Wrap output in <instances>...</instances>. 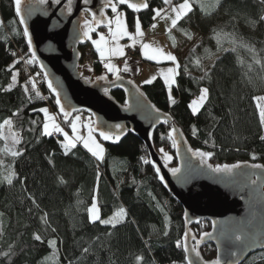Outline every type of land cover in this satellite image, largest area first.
<instances>
[{
  "label": "trees",
  "instance_id": "16d2710c",
  "mask_svg": "<svg viewBox=\"0 0 264 264\" xmlns=\"http://www.w3.org/2000/svg\"><path fill=\"white\" fill-rule=\"evenodd\" d=\"M149 5L139 14L127 10L129 28L134 29L138 15L148 29L154 22L152 8L166 7L163 0H149ZM193 8L175 28L188 45L177 77L180 87L173 89L177 103L170 105L159 79L142 88L156 107L172 115L193 148L212 153L210 161L215 166L264 164V140L260 139L264 126L256 100L264 97V3L220 0L217 8L215 0H193ZM0 20V125L12 119L14 132L22 138L18 145L22 155L15 159L3 151L5 141L0 140V264H187L183 249L176 247L185 232L183 208L158 181L142 141L129 134L119 144L110 145L98 137L106 150L103 162L80 145L64 155L63 137L42 135L43 114L34 111L49 107L58 114L44 77L37 75L36 62L24 63L31 55L14 0H0ZM221 30L222 46H218L216 34ZM233 36L236 44L231 43ZM88 47L89 42L81 47L83 54ZM17 60L20 63L14 70L19 71V84L4 91L11 83L12 73L7 69ZM93 68L95 76L106 74L99 62ZM205 72L208 78L202 79ZM30 77L38 79L37 88L45 99L28 101L21 85ZM203 87L209 88L208 102L193 116L188 106ZM29 89L31 93V85ZM112 94L120 104L126 103L121 91ZM14 112L19 115L13 117ZM58 118L70 132L62 116ZM169 130V124L158 128L153 143L158 152L163 147L172 154L174 165ZM11 170L19 179L9 185L5 177ZM94 195L101 219L121 208L127 218L114 228L92 223L87 209ZM45 214L47 224L41 220ZM192 229L201 235L211 224L203 222ZM34 234L41 235L44 243L34 240ZM52 239L57 241L55 255L48 245ZM202 254L212 260L216 249L206 245ZM140 256L143 260L138 262ZM243 264H264V251Z\"/></svg>",
  "mask_w": 264,
  "mask_h": 264
},
{
  "label": "water",
  "instance_id": "95a60500",
  "mask_svg": "<svg viewBox=\"0 0 264 264\" xmlns=\"http://www.w3.org/2000/svg\"><path fill=\"white\" fill-rule=\"evenodd\" d=\"M103 5L104 0H90L89 5H84L83 0H73L72 12L69 14L67 0H61L60 4L55 3V0H47L46 3H41V0H23V14L33 38L31 48L28 46L30 55L35 49L39 71L49 74L48 79L59 91L62 103L70 111L79 110L73 112V116L87 112L92 117L93 126L96 127L98 123V131L117 133L116 125L123 126L117 133L120 135L118 142L104 141L97 131L95 135L102 141L110 145L119 144L129 134L142 141L147 148L150 164L154 170L159 167L160 175L165 177L162 182L156 174L158 181L183 208L185 232L190 233L189 246L195 244L191 235L201 241L198 245L200 259L194 253L184 252L186 262L191 257L196 264H215L217 260L220 264H243L255 253L264 251V164L237 162L228 164L241 165L230 174L212 172L207 167L209 164L215 167L210 159L201 163L192 156L188 148L193 151L196 149L172 115L158 107L160 113L154 112L150 107L154 104L134 80L121 75L122 79L118 81L108 74L92 79L85 77L80 69L83 60L81 47L89 42L83 32L84 22L91 20V14L86 13L84 8L96 12L97 18L101 11L109 18L115 15ZM103 29L107 27L100 25L93 33ZM101 76H107V80H100ZM115 91L124 93L125 104L115 99L112 94ZM166 124L170 125V129L176 127L182 133L178 137L179 150L173 147L177 161L175 167L165 164L153 143L154 132ZM172 168H181L180 175L173 176L170 171ZM203 222L211 224V229L206 232L211 238L205 237L204 233L197 235L192 229ZM241 232L248 239L236 241L234 234ZM209 244L216 249V257L212 260H206L202 254V249Z\"/></svg>",
  "mask_w": 264,
  "mask_h": 264
},
{
  "label": "snow or ice",
  "instance_id": "6c2138e0",
  "mask_svg": "<svg viewBox=\"0 0 264 264\" xmlns=\"http://www.w3.org/2000/svg\"><path fill=\"white\" fill-rule=\"evenodd\" d=\"M47 0H41V3H46ZM61 0H55V3L60 4ZM199 2V0H197ZM261 3H264V0H260ZM84 5H89L90 0H83ZM163 4L165 6H170V12L168 11V8H152V11L154 13L153 20H156L157 18L168 20L170 21L169 27L166 29V31L169 34L170 39L173 41L175 40V37L171 35L172 29L176 28L178 23L189 16L190 13L194 11L193 8V0H183L182 3H178L173 5L172 0H163ZM220 4V0H215V6L218 8ZM23 0H14V8H15V14L19 17V24L24 25L23 27V36L27 38L28 46L31 48L33 43L32 35L29 32V28L25 19V16L23 14ZM72 5L73 0H67V12L71 14L72 12ZM121 6H124L125 10H121ZM103 7L105 9H111V12L114 13V17H107L105 15L104 11H101L99 18H97V13L94 11H91L90 8L85 7L84 11L86 13L91 14V20H85L84 22V28L85 31L83 32V35L87 37L89 40L92 41L93 45L95 46V49L97 53L100 56L101 61H108L104 63V68L107 70L108 73H111L116 76V79L119 81L122 79L120 73L123 72H129L132 71V69L129 67L127 60H125L123 69L119 68L116 64L111 62L112 57H124L126 56L125 47L119 44V41L123 38H127L128 41L131 42L130 47L133 49L137 45V43L140 44V47L143 51V56L147 60L156 61L157 63L163 62V61H169L172 63V67L167 68L164 71H161L160 76L163 79V82L167 88L168 93V99L170 102V105H175L177 103L176 98L172 95L173 89L179 88L180 85L177 81V77L180 75V64L175 55H173L170 52H165L160 47H153L150 43H144L143 37L145 35L140 17L137 15L134 18V31H129L128 23H127V10H131L133 13H140L142 10L149 9L150 5L148 3V0H104ZM201 11H205V5L201 3ZM207 14V13H206ZM264 19V17H262ZM2 24V22H0ZM100 25H104L108 29V36L106 37L103 33L98 35V39L92 38V33L95 32L96 28ZM152 29H155L157 27V24L151 25ZM188 35V33H185ZM224 35L222 30L220 33L216 34L217 43L218 46H222V41L220 37ZM229 36H232V34H228ZM189 39H191V36L189 35ZM231 43L236 44L237 41L235 37L233 36L231 39ZM227 50V49H225ZM235 50L234 48L232 49ZM13 55H15L13 53ZM37 60L36 51L35 49L31 52V58L24 61L25 64H34ZM17 63H20L19 60L14 61L12 65L8 67V71L12 73L11 75V83L7 86V88L4 89V91H11L15 86L19 84L18 76L19 71L14 70L15 65ZM197 65L200 64L199 59L196 61ZM41 69H43V65H40ZM37 75H41V73H37ZM44 79L47 82V88L50 90L51 93L54 94V103L55 106H58V114H52L50 113L49 109L47 107H40L38 109H34V111L42 113L43 114V123H42V135L44 136H53L55 134H59L63 137V140L60 141L61 147L63 149L64 155H68L69 151L71 149H75L77 145H82L84 149H86L92 157H94L97 161L103 162L105 157V148L103 145L97 140L95 133L98 131V123L97 126L94 127L91 119H89L87 125L81 124V117L80 115L73 116V112L79 111L78 109H71V111L62 103L61 96L57 88L53 85V82L48 79L49 74L44 71L42 73ZM208 73L205 72L204 77L202 79H207ZM100 80H107V76H101L99 77ZM157 79V76H152L150 79H147L144 81L145 84H152ZM131 83V82H130ZM29 85H31V93H34V96L30 93ZM23 92L25 96L27 97L28 101L31 102L34 98L43 100L45 97L41 94V92L37 88L36 80L34 77H30L27 82H25L23 85H21ZM105 92L107 93V89H105ZM143 95V93H141ZM209 99V88L203 87L199 90V95L197 99L193 100L189 104V108L191 110V113L193 116H197L200 114L201 109L205 106V104L208 102ZM257 108L259 110V122L262 126H264V97H257ZM152 110L156 112L157 114L160 113V110L156 108L155 105H150ZM13 117L18 116L19 112H14ZM60 115L63 118V122L67 124L72 132V135L70 136L67 131L61 126V124L57 120V116ZM159 118V117H157ZM165 122H167V119H165ZM35 123V121H33ZM13 124L12 119H7L3 122L2 125H0V140H4L6 142V146L3 149V151L10 155L13 159L18 158L20 155H22V151L17 148L19 144L22 143V138L19 136L18 133H12V145L11 147L7 146V140L8 137L3 135L2 129L5 125H7L9 128H11ZM86 126L87 129V135L81 134V129ZM121 125H116L117 133H119L122 130ZM197 129L195 126L192 128L193 135H196ZM111 132V131H105V130H99L98 135L101 137L104 141H112V142H118L120 140V135ZM182 135V133L179 132V130L176 127H172L168 133V138L172 142V146L175 147L177 150H179L180 144L178 137ZM261 140H264V135L260 137ZM188 151L192 154V156L198 158L201 163H204L206 160L211 159L212 153L211 152H204V151H193L192 148H188ZM159 152L163 155L165 164L167 162L171 161L173 157L169 155L168 152L164 150L163 147L159 149ZM255 159V157H253ZM51 162V161H50ZM2 163V162H0ZM144 163H149V161L145 160ZM207 167L215 173H226L230 174L235 169L240 168L241 165L234 164V165H216L214 168L212 165H207ZM253 167L259 168L261 165H253ZM160 168L156 167L155 172L158 175L159 179L163 182L165 180V177L163 175H160ZM173 176H179L181 173V168H172L170 169ZM14 179H19L17 176L15 170H11L9 174L5 177L6 182L9 185L13 184ZM98 182H99V173L97 174V189H98ZM33 203L35 201L33 200ZM38 207V205H37ZM89 213V219L92 223H95L99 221L101 224L104 225H111L113 228L116 227L117 224L122 223L127 218V212L125 209L121 208L119 211H117L114 215L109 217L108 219H101L100 215V208L97 202V197L94 195L93 202L91 206L87 209ZM41 220L47 224V214L43 215L41 217ZM53 231H55L53 229ZM167 234V233H165ZM205 237L211 238L209 233H204ZM190 238V233L185 232L183 236V243L180 241L177 242L176 247L182 248L184 252L186 253H194L197 259H200V252L198 251V245L200 244V240H198L194 235H191V239L195 241V244L191 247L188 244V240ZM233 238L236 241H242L248 239V237L243 233L234 234ZM33 239L36 241H39L41 243H44V240L41 235L34 234ZM57 241L55 239L49 240L48 245L53 249V254L55 255L57 249H56ZM87 251V249H85ZM7 255V253H5ZM138 262L143 260V257H137ZM187 264H196V261H194L191 257L187 258ZM215 264H220V261H215Z\"/></svg>",
  "mask_w": 264,
  "mask_h": 264
},
{
  "label": "crops",
  "instance_id": "0c3cea01",
  "mask_svg": "<svg viewBox=\"0 0 264 264\" xmlns=\"http://www.w3.org/2000/svg\"><path fill=\"white\" fill-rule=\"evenodd\" d=\"M182 2H183V0H181V1L180 0L179 1L172 0L173 5L178 4V3H182ZM166 7L168 8V11L170 12V10H171L170 6H166ZM112 17H114V15ZM154 23L157 24V27L155 29H152L151 26L148 29H146L143 27V25L141 23L143 31L145 33V35L143 37V42L144 43H150L153 45V47H160L165 52L172 53L173 55H175L177 57L179 64L181 66L182 61L185 57V51L187 50V47H188L184 38L181 35H179L174 28V29H172L171 35L175 37V40L173 41L172 39H170L169 34L166 31V29L170 25V21L157 18L156 20H154L153 24ZM128 28H129V26H128ZM106 31L108 33V29H106ZM129 31H134V29L129 28ZM101 33L104 34V29L96 32L95 35H93V33H92L91 34L92 38L98 39V35ZM105 36L107 37L108 35H105ZM119 44L125 47L126 56H124V57H112L111 62L116 64L119 68L123 69L125 60H127L129 67L132 69V71H129V72L121 71L120 75H123L126 78H130V79L134 80L141 87L149 85V84H145L144 81L147 79H150L154 75L157 76L156 80L159 79L164 84L163 79L160 76V73H161V71H164L169 67H172L173 65L171 62L163 61V62L157 63L156 61L147 60L143 56V51L140 47V44L137 43V45L133 49L132 47H130L131 42L128 41L127 38L121 39L119 41ZM88 48H92L94 50L96 58H97V62H99L101 64V66L104 70V73H106V74L110 75L112 78H114L115 75L108 73L107 70L104 68V63H106L108 61H103V62L101 61L100 56L97 53L95 46L93 45L91 40H89V47ZM129 49L138 50L139 55L137 57L136 56H128L127 52ZM90 68L92 71V74H90L91 78H94L95 77L94 68L93 67H90ZM164 86H165V84H164ZM166 90H167V88H166Z\"/></svg>",
  "mask_w": 264,
  "mask_h": 264
},
{
  "label": "rangeland",
  "instance_id": "374dc122",
  "mask_svg": "<svg viewBox=\"0 0 264 264\" xmlns=\"http://www.w3.org/2000/svg\"><path fill=\"white\" fill-rule=\"evenodd\" d=\"M0 22H1V20H0ZM1 25V24H0ZM84 31H85V28H84ZM104 31H106V30H104ZM105 34V33H104ZM106 35V34H105ZM89 49H91V48H88V50ZM85 52H87V49L85 50ZM85 52H84V55H85ZM90 67H93V66H90V65H82L81 67H80V69H81V71H82V73H83V75L85 76V77H88V78H91V75L90 74H92V71H91V68ZM116 77V76H115ZM114 77V78H115ZM92 79V78H91ZM18 80H19V76H18ZM172 95H173V92H172ZM197 99V98H196ZM195 100V99H194ZM48 109H49V111H50V113H52V114H56V113H54L53 111H51L50 110V108L49 107H47ZM77 115H80V117H81V124L83 125V121H82V118H83V113H78ZM89 119H91V121H92V123H93V120H92V117H90ZM89 119H88V121H89ZM57 120H58V122L60 123V119L58 118V116H57ZM88 121L86 122V125H87V123H88ZM61 126L64 128V126L61 124ZM65 129V128H64ZM87 130V129H86ZM86 130H84V128H82L81 129V134L82 135H87V131ZM65 131H67L66 129H65ZM86 131V132H85ZM2 132H3V135L4 136H6V137H8V140H7V146L8 147H11V145H12V133H16V132H14V130H13V127L11 126V128H9L7 125H5L4 127H3V129H2ZM68 133H69V135L71 136L72 135V132L70 131H67ZM20 136V135H19ZM96 138H97V140L101 143V141L99 140V138H98V136H96ZM102 145H103V143H101ZM79 145V144H78ZM5 146H6V142H5ZM80 146H82V145H80ZM103 147L105 148V146L103 145ZM17 148H18V146H17ZM166 152H168L169 153V151L167 150V149H164ZM106 152V151H105ZM159 154L161 155V157L163 158V160H164V157H163V155L159 152ZM169 155H171L172 156V154H170L169 153ZM173 157V156H172ZM164 162H165V160H164ZM177 162V161H176ZM167 165H169V166H171V167H175L176 165H177V163L176 164H174L173 165V159L171 160V161H169V162H167ZM100 208V207H99ZM100 215H101V218H102V214H101V210H100ZM109 218V217H108ZM107 218V219H108ZM215 258V257H214Z\"/></svg>",
  "mask_w": 264,
  "mask_h": 264
},
{
  "label": "built area",
  "instance_id": "2783aa9c",
  "mask_svg": "<svg viewBox=\"0 0 264 264\" xmlns=\"http://www.w3.org/2000/svg\"><path fill=\"white\" fill-rule=\"evenodd\" d=\"M104 33L106 35H108L107 31H104ZM127 55L128 56H136L137 57L139 55V51L138 50L129 49L128 52H127ZM96 62H97V58H96V55H95L94 51L92 49L87 50V52H85V55L83 57V65L94 66V64ZM35 80L38 83V79H35ZM88 118H89V115L87 113H83V118H82L83 125H86V122H87ZM83 128H84V130H86V126L83 127Z\"/></svg>",
  "mask_w": 264,
  "mask_h": 264
},
{
  "label": "bare ground",
  "instance_id": "6f19581e",
  "mask_svg": "<svg viewBox=\"0 0 264 264\" xmlns=\"http://www.w3.org/2000/svg\"><path fill=\"white\" fill-rule=\"evenodd\" d=\"M88 50V49H87Z\"/></svg>",
  "mask_w": 264,
  "mask_h": 264
}]
</instances>
